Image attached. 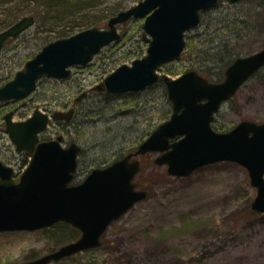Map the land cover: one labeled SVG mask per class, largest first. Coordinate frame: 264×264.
I'll return each mask as SVG.
<instances>
[{
  "label": "rangeland",
  "instance_id": "rangeland-1",
  "mask_svg": "<svg viewBox=\"0 0 264 264\" xmlns=\"http://www.w3.org/2000/svg\"><path fill=\"white\" fill-rule=\"evenodd\" d=\"M139 1L0 0V32L24 16L35 17L29 29L10 39L0 51V85L24 69L27 60L46 44L62 37L59 32L72 35L94 24L105 28L112 16ZM222 18L223 27L229 26L213 33L208 42L220 35L238 56L264 48V0H221L203 13V20L188 34L199 38L209 26L211 30L218 26ZM241 19H245V28L238 25ZM144 20L143 16L119 24L120 39L102 49L89 64L71 66L68 79L43 76L30 98L1 108L0 124L4 111L10 109L16 110L18 119L35 107L50 112L76 108L70 122L51 118L43 134L45 138L62 134L65 145L81 144L75 182L82 181L92 169L136 150L173 112L165 83L133 93L91 89L120 65L131 64L146 54ZM192 61V57L180 58L164 64L159 72L177 77L195 68ZM206 66L211 81L224 79L225 69L215 74L221 68L214 60L207 61ZM86 91L88 95L75 102ZM245 119L264 122V67L221 105L212 126L226 132ZM160 154L149 152L139 157L141 170L134 182L148 195L109 225L102 245L51 264H264V214L251 212L257 189L251 184L248 169L224 160L178 177L168 173L166 164L154 162ZM23 158L6 128H0V160L17 170ZM58 225L34 232H0V264L28 261L72 241L77 230Z\"/></svg>",
  "mask_w": 264,
  "mask_h": 264
},
{
  "label": "water",
  "instance_id": "water-1",
  "mask_svg": "<svg viewBox=\"0 0 264 264\" xmlns=\"http://www.w3.org/2000/svg\"><path fill=\"white\" fill-rule=\"evenodd\" d=\"M219 2L141 0L112 16L105 28L89 27L46 44L0 88V100L7 101L31 93L43 75L69 78L71 66L87 65L104 47L120 39L119 24L144 16L142 38L148 43L146 54L131 64L120 65L94 88L124 93L142 91L163 81L173 104L170 118L159 124L135 151L107 166L92 169L79 183L73 181L80 144L64 145L62 134L40 139L49 115L39 108L25 121H13V113L6 114V130L17 150L32 155L18 176L12 166L0 160V232L34 231L62 221L82 233L52 252L15 264H49L99 247L108 226L147 196V190L136 187L134 178L141 169L139 157L149 152L161 153L154 162L166 164L168 173L178 177L189 176L210 163L238 162L248 169L251 184L257 189L251 207L264 212V122L245 119L226 132L212 127L221 105L264 67V48L237 57L226 68L221 81H210L196 69L177 77L159 73L162 65L181 58L187 45L185 34L200 24L201 12ZM34 23V16H25L0 32V50L7 39L18 36ZM178 136L179 139H174Z\"/></svg>",
  "mask_w": 264,
  "mask_h": 264
},
{
  "label": "trees",
  "instance_id": "trees-1",
  "mask_svg": "<svg viewBox=\"0 0 264 264\" xmlns=\"http://www.w3.org/2000/svg\"><path fill=\"white\" fill-rule=\"evenodd\" d=\"M203 13H205V11L202 12V14H201V21L203 20ZM221 21H224L223 18L219 19L218 26H216L213 30H211V27L209 26L210 30L208 32H204L205 35L199 34L198 35L199 38H193V36L191 34H188V32L186 33V39H187V46L185 49L186 56L183 55L182 59H184V60L185 59H191V57H192V60H193L192 64H194L193 66L195 67L194 69H197L201 74L205 75L206 77L209 76V75H207V74H209V72L207 70V66H206L207 61L214 60V62L216 64H218V69L221 68V70H218L215 73V74H217V73L223 72V70L226 69L228 67V65H230L236 57H238V54H236L232 48L230 49L229 43H226L224 41V39L219 34H218L219 38L217 40L211 39L208 42V40H209L208 37H210L216 31L218 32L223 27ZM242 22L245 23V19H241L239 21L238 25L242 26L243 25ZM95 23H97V22H95ZM93 26H98V24H94ZM228 26L229 25L226 24L223 28H226ZM235 26H237V25H235ZM242 28H245V26H242ZM67 35H70V33L64 34L62 31L59 32V36L63 37V36H67ZM214 38H216V35L214 36ZM157 84H164V83L162 81H159V82H157ZM131 93H133V92H131ZM216 130H219V129L216 128ZM80 154H81V152H80ZM80 164H81V162L79 160V165ZM78 176H79V173L77 172V177ZM251 212L253 214H258V215L264 214L261 212H257L255 210H252ZM59 223H60V225H58V226L65 225V222H59Z\"/></svg>",
  "mask_w": 264,
  "mask_h": 264
},
{
  "label": "flooded vegetation",
  "instance_id": "flooded-vegetation-1",
  "mask_svg": "<svg viewBox=\"0 0 264 264\" xmlns=\"http://www.w3.org/2000/svg\"><path fill=\"white\" fill-rule=\"evenodd\" d=\"M21 35V34H20ZM20 35H18L17 37H19ZM17 37H11V38H9L8 40H7V42L10 40V39H12V38H17ZM6 45V44H5ZM5 45H4V47H5ZM3 47V48H4ZM2 48V49H3ZM1 49V50H2ZM0 50V51H1ZM18 72V71H17ZM16 72V73H17ZM16 73H15V75H16ZM14 75V76H15ZM13 76V77H14ZM12 77V78H13ZM11 78V79H12ZM43 78V76L42 77H40V78H38V80H37V85H36V88H37V86H38V83H39V81H40V79H42ZM55 78V77H54ZM11 79H9V80H11ZM55 79H59V78H55ZM66 79H68V78H66ZM66 79H59V80H66ZM9 80H7L5 83H7ZM5 83H3V84H1L0 85V88L5 84ZM36 88L31 92V93H29L28 95H26L25 97H29L30 98V96L32 95V93L36 90ZM92 91H96V92H106V90L104 89V90H97V89H91ZM88 95V92L86 91V92H82L76 99H75V102H76V100H81L82 98H84V97H86ZM25 97H22V98H17V99H10V100H7V101H1L0 100V114H1V108L2 107H5V106H7V105H9V104H13V103H15V102H17V101H19V100H21V99H24ZM78 102V101H77ZM27 102H25L24 104H26ZM36 108H39V109H41V111H43V112H45V113H47L48 115H49V117H50V120H49V122H48V125H47V127L46 128H48L49 127V125H50V121H51V118H55V119H58V120H62V121H66V122H70L71 120H73V118H74V116L76 115V113H77V109L76 108H71L69 111H54V112H50L49 110H47V109H42V108H40V107H35V109ZM35 109L30 113H28L27 115H25V116H23V117H20V118H18V119H16L15 118V112H16V110L15 109H10V110H8V111H4V113H3V124H0V128H8L7 127V119H6V114L7 113H9V112H12L13 114H12V120L13 121H16V122H18V121H25V120H27L28 118H30V116H32V114H33V112L35 111ZM59 112V113H58ZM73 112V113H72ZM56 113H58L56 116H55V114ZM46 130H44L43 132H41L40 133V135H39V137H40V139H51V138H45L44 137V132H45ZM58 136V135H57ZM56 136V137H57ZM56 137H52V138H56ZM20 152H23V155L25 156V158H23L22 160H21V162H20V164H19V169H17L16 170V167H14L13 165H10V166H12L13 168H14V175L15 176H18V175H20L21 174V172L24 170H22V168L25 166H27L28 165V163H29V161H30V158H31V153L30 152H28V151H26V150H23V151H20ZM129 152H131V151H129ZM7 165H9V164H7ZM24 167V168H25ZM58 223H56V224H54V225H52L51 227H53V226H56ZM65 226H68V227H70V228H74V229H76L77 231H76V233H74V236H73V239H72V241H74V240H76V239H78L80 236H81V231L79 230V229H77L76 227H73V225H71V224H68V223H65ZM46 228H50V227H46ZM46 228H42V229H38V230H43V229H46ZM25 231H27V230H25ZM35 231H37V230H35ZM30 232V231H29ZM32 232H34V231H32ZM78 235V236H77ZM71 242V241H70ZM90 249H93V248H90ZM90 249H88V250H90ZM87 251V250H86ZM74 255V254H73ZM73 255H70V256H67V257H65V258H69V257H71V256H73ZM36 258H38V257H36ZM36 258H31L30 260H33V259H36ZM65 258H63V259H61V260H59V261H52V262H50L49 264H51V263H58V262H60V261H62V260H64ZM29 261V260H28ZM25 262V261H24Z\"/></svg>",
  "mask_w": 264,
  "mask_h": 264
}]
</instances>
